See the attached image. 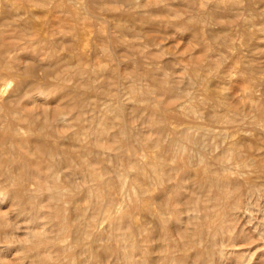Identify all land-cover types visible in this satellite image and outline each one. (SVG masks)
I'll use <instances>...</instances> for the list:
<instances>
[{
  "label": "bare ground",
  "instance_id": "obj_1",
  "mask_svg": "<svg viewBox=\"0 0 264 264\" xmlns=\"http://www.w3.org/2000/svg\"><path fill=\"white\" fill-rule=\"evenodd\" d=\"M177 1L184 3L189 14L186 13V20L179 12L171 13L173 18L193 30L196 41L202 40L205 53L203 50L201 53L209 63L203 65L206 63L203 60L201 65L192 67L195 75L192 81L198 86V82L218 72L214 70L226 57L213 64L215 61L212 63L210 57L216 49L226 52L233 48L237 36L231 39L230 33L223 31L225 35L220 37L218 29L211 26L218 16L215 0ZM77 5L76 0H0V180L4 182L1 185H5L0 186V196L10 199L18 209L27 204L33 214L24 238L15 235L9 218L0 216V245L9 239L15 244L26 243L25 249L23 246L20 250L21 256L17 255L15 260L31 257L34 264H106L110 259H114L111 261L115 264H231L227 252L232 247L234 251L239 249L240 246H236L238 235L246 234L247 224L257 219L262 206L258 202L263 198L260 183L264 182V146L261 147L260 142L264 139V107L259 109L257 98L253 99L252 109L258 108L260 112H253L256 118L251 116V120H247L246 130L237 127L242 121L237 124L240 115L234 113L229 123L236 125V130L229 132L217 127L203 135L204 129L200 133V129L191 124L203 120L206 114L201 116L200 108L210 97L199 100L192 92L184 91L182 78L165 74L155 79V75L152 78L149 73L141 72L140 82L147 80L144 76L151 77L153 85L145 88L144 82V85L138 83L137 79L135 83L140 86L135 84L130 90L137 89L144 96L143 100L139 98L146 109L143 111L148 113H141L146 117L139 125L146 123L145 130L135 125L138 117L133 118V114L132 119L136 121L130 123L129 107L124 102L116 108L109 102L112 106L103 110L100 119L88 117L89 125L82 126V114L85 108L88 110L85 103L89 99L88 79L83 78V68L88 69L89 64L82 61L87 54V36L92 31L89 28L99 19L98 9L126 12L108 6L103 0H88L82 6ZM251 6L248 4L246 9L255 8ZM242 7L245 9V5ZM245 11L248 10H241L244 14ZM249 17V20L245 18V25L254 29L258 22ZM67 20L75 24L70 26ZM98 30L102 31V27ZM263 30L253 34H262ZM112 39L109 37L106 44H111ZM259 40L264 41V38ZM118 41H122L121 38ZM12 48L20 53H44V57L51 60L52 71L43 70L40 75L42 69L35 59L21 60L20 55L10 51ZM75 59L80 62V68L61 71ZM75 80L74 84L77 80L84 82L78 92L71 88ZM44 87L47 92L57 89L72 99L67 106L56 109L52 117L39 119L37 113H33L35 110L29 111L24 104ZM248 90L253 97L252 88ZM186 99L190 101L182 104ZM218 100L224 104L225 100ZM176 105L181 109L179 107L178 115H172ZM65 111L72 115L73 121L80 123L76 133L69 135L68 125L59 126L58 117ZM172 118L190 122V125L169 123ZM200 123L198 125L203 127ZM145 131L150 134L146 135ZM5 135L7 138H2ZM81 135L92 137L93 148L88 147L87 140L80 139ZM65 166L69 170L64 171ZM64 182L70 183V187H65ZM132 192L137 199L131 206L126 204V199L132 197ZM244 216L247 222L242 220ZM254 226L249 232L264 237V224L259 221ZM244 254L241 255L244 257ZM155 255L158 262L153 260ZM0 257L3 258V254Z\"/></svg>",
  "mask_w": 264,
  "mask_h": 264
},
{
  "label": "rangeland",
  "instance_id": "obj_2",
  "mask_svg": "<svg viewBox=\"0 0 264 264\" xmlns=\"http://www.w3.org/2000/svg\"><path fill=\"white\" fill-rule=\"evenodd\" d=\"M76 1L78 3L77 6H82L88 0H76ZM223 1L224 0H222V1L220 0V2H218V0L217 1L215 0L214 6L218 7V8L216 7L217 9L215 11L218 16H215V17L218 20L217 19L213 20L211 23V26L213 25L214 28L216 27L215 30L218 29L217 31L219 33L217 35H219L220 37L224 36L226 32H229L233 36L232 37L229 34L231 39H233L235 36H237L234 39L235 41H233V44H235L236 46L234 45L235 48L234 47L229 48L230 51H229V49L226 50V52L228 51L227 53L224 51L221 52L222 50H225V49H221V48L216 49L217 52L214 53V55H212L210 57L212 63H213V61H215L213 64H215L218 61V59H220V61H221L223 56H226L228 58L225 57L223 59V62L221 61L222 65L220 64V66H217V65H219V63L215 65L218 68L216 67L214 72H217V71L218 72L216 74H213L214 76L207 78L206 80L202 81L201 83L198 82V86H197V83H194V81H192L195 79V75L192 72V70H193L192 67L194 66V64L201 65L202 64L201 62H203V60H205L204 62H206V63H203V65H205V64L208 65L209 63H207L208 61H207L205 54H204L205 53V51L203 50L204 48L202 49V46L204 45V43H202V40H201V42H200V40L196 41L197 39H194L196 35L193 34L194 33L193 30L189 29V27H186V26L179 24V22L173 18L172 14L175 12H179V14L184 19H186L188 17L187 15L189 13H187V11L184 9L185 5H183L184 4L183 2L179 3V1L176 2V0H103V3H107L108 6H116V8H118L122 11H125L126 14H123L120 12L117 13V12L112 11L110 9H106V10L98 9L99 19L95 22L93 27L89 28V30L90 31L92 30V31H91L90 35L87 36L88 43H87V46L85 47V49L87 50V54L82 57V61L88 62V64H89L87 66L88 69L85 70L83 68V70H84V75H83L84 77L83 78H85V80L88 79L86 82H87L88 91H89L87 98H89V99L86 100L87 102L85 103V107H88L87 108L88 110H86V108H85V110H84L85 112L82 114L84 118H83L81 125L82 126H88L91 119L93 118V116L95 118H97V120H98L102 116L101 114H102L104 109H106L107 107H110L112 105H113L112 107L116 108L117 104L124 102L129 107L128 109L130 110V111L128 110L130 123L134 124V122L137 120L135 125H138L139 128H142L143 130H145L144 128L146 127V123H143V122L145 121V117H146L145 115H147L148 111H146V112L143 111V110H146L144 103L141 102L143 100L142 97H144V96L139 91H137V89H135V90L131 89L130 90V88L136 87V85L140 86L138 83H141L139 80V79L143 78L141 76H143V74L149 73V76H152V78L155 75L154 76L155 79L158 77L163 78V76L165 74L169 75L171 77L182 78L183 81L185 80L184 85L186 84L185 86L184 85L182 86V89H184V91H186V90L189 91V92L186 91L189 94H191V92H192V96H196V98L198 96L199 100H202L205 97H206V99H208L210 97V99H209L210 101L206 100L205 105H201L202 108H200V109H202L203 112L201 110L199 111V112H202L201 116H202V114L204 115V112L206 114L202 117L203 120L200 119L203 121V124L200 123V122H202L200 120L198 122H196L197 124H195V123L191 124L192 127L194 125V127H196L197 130L200 129V133L203 129L205 130L207 128L205 131L203 130L204 132L202 131V134L204 133L203 135L208 134L209 131L215 130L217 127H219L218 129H223V130L225 129L224 131H229V132L234 131V129L236 130L237 129V128H235L236 125L233 126L229 123V120L235 116L234 113H236V116L238 114L240 115V116H237L239 119L237 124L241 123V121H242V123H241L242 125L239 124L237 127H239V128L242 127L243 130L245 128H248V127H246L249 124L247 122V120L250 121L251 118H253V116L255 115L254 113L259 114V112H260L259 109L264 107V41L262 40L263 41L262 42L261 40H259V38H264V30H263L264 29L263 28L264 27V24H263L264 19H262V18H264V0H225L224 2ZM227 1H229V3ZM163 3H164V5H163ZM217 3H220V5ZM230 3L232 4V6L229 5ZM233 3L234 4L237 3L238 5L234 6ZM181 4H182V7H181ZM225 4L228 5V7ZM248 4L249 5L252 4V6L254 5L255 6V8L253 7L254 10H253V8L250 9V11H249V9H246V6ZM240 5H241V7H238ZM244 5H245V9H244V7H242ZM225 7H226V10L228 12L225 10ZM232 7L233 8L235 7V8L232 9ZM170 8L173 10H171ZM237 9H239L240 11ZM241 10L242 11L248 10V11H245V14L248 13L247 14L248 17L245 16L244 12H241ZM251 10H253L254 12ZM236 11H239V13L237 12V14H236ZM78 12L83 14L84 10L83 11L79 10ZM256 12L258 15L255 14ZM260 12L262 13V15ZM182 13H184L185 15ZM186 13H187V15H186ZM249 13H251V14H249ZM259 13L262 16V18H261V16H259ZM242 14L245 17H242ZM254 14H255V16L256 15L257 16L255 17ZM236 16H239L240 18L239 17L237 18ZM249 16L254 17L253 19L256 18L257 21L254 20V22H258V25L256 23L257 27L254 26V29H250V28H252L251 26L245 25L246 21L249 20V18H250ZM65 18L70 19L69 17H65ZM245 18L247 19L246 21H245ZM66 19H65V21H66ZM67 22H68V25H70V26L75 24L71 20H67ZM214 24H215V26H214ZM179 25H181L182 27ZM243 25H245V27ZM100 26L102 27V31L98 30V27H100ZM213 27H212V29H214ZM243 27L245 29L247 28V30H245V29L243 30ZM232 28H233V30H232ZM257 28H260V29H257ZM261 28L263 30L262 34H259V35L253 34L254 31L256 33L257 30H261ZM248 29H250L252 34H250V31ZM190 30H191V32H190ZM259 32H257V33H259ZM253 35H254V37H253ZM109 37L114 38V39H112L113 42H111V44H106L107 42H105V41ZM251 37L255 40H253ZM118 38H121L122 41H118ZM236 38H237V41H236ZM253 41H255L256 43ZM251 42H252V45H251ZM256 47H258V48H256ZM232 49H234V50H232ZM202 50L204 51V53H201ZM219 50H221V51H219ZM10 51H12L13 53H16V55H20L21 60L22 59L27 60L29 58L35 59L37 61V65H38L39 69H42L39 71L40 75H42L43 72L46 70L52 71V67H50L51 60L49 58L44 57V53H39V54L36 53L35 54V52H32V51H28V52L24 51L23 53L22 52L20 53V51H17L14 48H12ZM231 53H233V54H231ZM112 54L114 57L112 56ZM229 55H230V57H229ZM23 57H25V58H23ZM250 58H252V59H250ZM91 62L93 64H91ZM138 64H140V65H138ZM76 66H77V68H80V62L77 59L70 61L67 65H64L63 68H61V71L62 70H69L71 67H73V68H71V71L75 70V69L77 70ZM211 67H213V66H211ZM120 68H122V69H120ZM122 70H123V72H122ZM138 70H140V72ZM138 72H139V74H138ZM141 72H143V74H140ZM217 74H219V75H217ZM139 75H141V76H139ZM158 75H161V76H158ZM179 75H181V76H179ZM186 76H187V78H186ZM144 78L145 79L147 78V80H145V81H144V79H143V81L141 80L142 81L141 84H143V82H144L145 85L144 84L143 85L145 88H147L148 86L150 87V85L152 83V81H151L152 78L151 77L150 78L145 77V76H144ZM190 78H191V80H189ZM137 79H138V83H135V82H137ZM72 83H73L74 88L72 86H71V88L75 92H78L79 90H77V89H80L79 88V87H81L80 85L84 84V82H82L81 80L79 82L77 80V84H74V83H76V80L72 81ZM191 84H193L192 87L190 86ZM117 86H119V88ZM250 87L252 88L253 97L249 94L250 91L249 90L247 91V88H250ZM45 88L46 87L40 89L41 91L39 90L37 92L38 95L35 93V95H37V96L34 95L32 97L34 99L30 98V100H28L29 102L26 101V103L24 104L25 105L24 107L26 109H28L29 111L35 110V112H33V113H35L34 115H36V113H37L39 119H44V117H50V115L52 117V114L56 109H62L61 107L67 106L68 102L72 99V96L67 97L57 89H55L56 91L53 90V92H51V91L47 92L45 90ZM111 90H113V91L116 90V91H115V93H111V92H113ZM107 91L109 93H111L112 95L109 94ZM136 91H137V94H139L140 96L136 94ZM120 92H122V93L120 94ZM130 93L135 94V95H131ZM193 93H194V95H193ZM113 94H115V95H113ZM122 95H123V97H122ZM63 96H65V97H63ZM112 96L113 97L115 96V98H113ZM139 97H141L142 100ZM248 97L249 98L251 97V98L249 99ZM120 98H122V99H120ZM135 98H137V99H135ZM219 98L221 100L222 99L225 100V101H222V102H224V104H221V102H219V100H218ZM256 98H257V100H255V101L258 104L259 109L255 108L253 110L252 109L253 108L252 101H253V99H256ZM115 99H117V101ZM131 101L132 102L134 101L133 104H131ZM189 101H190V99H188V101L186 99L181 103L186 104ZM109 102L112 105L109 104ZM127 102H129L130 104L128 105ZM135 102H137V103H135ZM86 104L89 106H87ZM90 104H92L93 106ZM250 105L252 107H250ZM130 106L131 107L133 106V107L130 109ZM142 106H144V107H142ZM207 106H209V107H207ZM179 107H180L179 105H176L175 107L172 108V110H173L172 115H178L179 114L178 113L180 111ZM137 108L138 109L142 108L141 112H139L140 110L138 111ZM204 108H206V109H204ZM136 109H137V111H136ZM180 109H181V107H180ZM131 111H132V113L130 114ZM142 112H144L145 115L144 114L141 115ZM207 112H210L211 115ZM212 113L215 115V117L213 116ZM251 113H253V115H251ZM132 114L134 117L132 116ZM40 115L43 117H41ZM140 115L143 117L141 118ZM208 115H209V117H208ZM88 117L91 119H89ZM132 117L133 118L138 117V118L135 120V119H132ZM211 117H214V118H211ZM71 118H73L72 115L66 111H65V113L61 114L60 117H58V123L60 124V125L58 124L59 126L68 125L67 127H68L69 135L76 133L78 130V127H80V123L73 121V119H71ZM245 118H246V120H245ZM254 118H256V117H254ZM206 120L211 122V123H208ZM244 120L246 121V124H245ZM140 121H143L142 124H144V125L141 124V126H140L139 125L141 123ZM176 121H177L176 119L172 118L169 120V123H175ZM204 121H205V124H204ZM225 121H228L229 124L226 123ZM177 122H181V123H184L186 125H190V122H183V121H177ZM181 123H177L176 125H180ZM199 123L203 127L198 125ZM243 123L245 124V126H243L244 125ZM100 124L101 123H99V125ZM173 125H175V124H173ZM229 125H231L232 127ZM199 126H200V128H199ZM208 127H210V129ZM240 133H243V132H239V134ZM149 134H150L149 132L148 133L146 132V135H149ZM202 134L201 135L199 134V136H202ZM84 136H86V137H84ZM84 136L81 135L79 137L83 142H86V140H87L86 144L88 145V147L93 148L92 137L88 136V135H84ZM3 137H4V139H6L7 135L2 136V138ZM260 145H261V147L264 146V139L263 138H262V141L260 142ZM262 150L264 151L263 147H262ZM186 154L187 153H185L184 155H186ZM76 155H78V154H76ZM142 155H144V152L142 153ZM15 166H17V165H15ZM65 169L69 170L68 168H66V166L63 170L65 171ZM263 170H264V168H263ZM76 177L78 178V176H76ZM262 177H264V175H262ZM77 178H74V179H77ZM0 181H1L0 186L5 187V185L4 186L1 185L2 183L4 184V182L2 180H0ZM260 184L262 186L260 188V190L263 193L262 194L263 198H261L260 202H258L259 205H262V206H260L261 208H260V211H258L259 212V214H257L258 216L255 215V216H257V219H255L253 221L254 223L251 222L250 224L248 223L247 226L245 225L246 226V228H245L246 234L238 235L237 239H239V240L237 241L238 243H236V246H238V247L240 246V247H239V249L235 248V251H234V247H232L233 249L231 248V250H229L230 252L229 251L227 252L226 256L229 257L228 263L230 262L231 264H238L237 261H239V262H241L240 264H242V263L243 264H264V258H263L264 257V241H263L264 237L261 236L260 234H258L257 232H255V233L249 232V230H253L252 229L254 226L253 224L256 223V225H257L259 221L264 224V222H263V220H264V218H263L264 217V201H263L264 200V192H263L264 182H261ZM63 185L67 188L70 187V183H68V182H64ZM131 196H132L131 198L127 197L128 199H126L127 205L133 204L137 199L136 195L133 192H132ZM24 204H22L21 208L18 209L19 207H16V204L14 202H12L10 199L6 198L4 195L0 196V216H5V217H7V219L9 218L10 222L13 223V225L15 227V230H16L15 235L18 234L17 236L19 238H24L25 231H27L30 227V225H28L29 224L28 222L33 217V214H32V212H30L27 204H25V205ZM83 204H84V202H83ZM23 205L27 208V210H26V208H24ZM23 208L25 209V212H27V213H24ZM255 209H257V208H255ZM258 212L256 211V213H258ZM26 216H28V217H26ZM242 220L244 222H247L248 218L246 219L244 216L242 218ZM243 221H242V223H244ZM249 225H251L252 228ZM244 238H246V239L244 240ZM10 241H14V240L13 239L6 240V243H1V245H0V255L3 254V256H4L3 257L4 259L0 257V264H34L35 263L34 259L30 260L31 257H28V258L24 257L23 259L15 260V257H17V255L21 254L20 250L23 249V246L25 249V247H26L25 245H27V244L25 243L24 245H22L23 243L21 242L20 243L21 245H20L19 242H18V244H15L16 242H10ZM244 245H246V246H244ZM2 247H6L7 249L4 250V248H2ZM1 249H2V251H1ZM6 250H8V251L10 250L11 252L10 251L8 252ZM238 250L241 251V253ZM242 253L243 254L245 253L244 257L246 260L243 259L244 257L241 255ZM7 255H8V257L5 259V256H7ZM12 255H13V257H12ZM238 256L241 257L242 259L239 258ZM154 259L155 260L157 259V260L155 261ZM106 260L107 259H105V261ZM111 260L114 261V259L107 260L106 264H115ZM153 260L155 262H158V256L155 255V258H153ZM109 261H111V262H109ZM231 261L232 262L234 261V262L232 263Z\"/></svg>",
  "mask_w": 264,
  "mask_h": 264
}]
</instances>
